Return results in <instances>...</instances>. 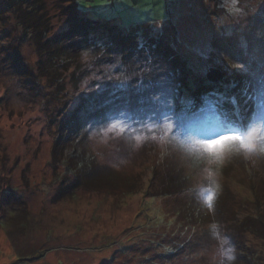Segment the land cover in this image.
<instances>
[{
  "label": "rangeland",
  "instance_id": "obj_1",
  "mask_svg": "<svg viewBox=\"0 0 264 264\" xmlns=\"http://www.w3.org/2000/svg\"><path fill=\"white\" fill-rule=\"evenodd\" d=\"M61 1H48L53 25L60 31L66 15L54 5H61ZM85 1L90 6L108 5L107 14L120 17L126 29L146 20L160 23L166 17V0H79L81 8L86 6ZM182 4L185 6L186 0ZM263 4L264 0H188L185 11L179 15L177 9L161 28L144 30L139 46L160 42L165 56L167 51L179 53L189 65L195 64L194 71L201 66L205 78L211 68H217L222 78L226 69L222 51L228 49L214 39L235 35L247 12L254 16ZM5 5L0 2L2 13L7 10ZM218 8L228 21L224 16L212 18ZM227 8L231 15H227ZM18 30L13 15L0 17V264H222L232 255V264H264V221H255L251 226L254 231L244 232L247 220L251 218L249 224L254 223L256 212L248 176H255L260 165L264 166L263 156L244 159L239 155V162L233 158L230 175L221 168L231 155L228 152L219 158L198 155L204 166H194L188 153L167 143V136L133 129L130 107L129 115L120 117L122 122L112 119L114 105L105 106L103 102H130L120 89L130 91V95L157 89L144 78L137 81L136 88H129L132 79L125 83L122 73L135 74L130 59L123 58L126 49L103 42V46L93 49L95 54H82L78 81L73 78V66L61 70L58 79L53 80L47 71L52 72L54 65L45 59L46 68H40L35 45L22 40ZM230 45L232 50L237 48L236 44ZM12 53L18 57L16 64L10 62ZM146 58L149 61L144 67L149 72L152 60ZM175 60L163 62L168 85V73L175 68ZM230 63L258 78L259 68L241 64L235 58ZM154 77V82L160 83L158 76ZM108 83L116 91L102 93ZM82 98L86 106L81 114L91 115V126L83 129L87 135L82 133L85 140L79 150L95 154L97 165L93 170L98 178H88V164L75 171V161L69 166L63 162L70 159V147H53L52 139L60 125L57 120H68ZM89 100L95 105L88 107ZM237 118L225 116L221 131H234L244 137L246 129L255 128V140L264 133L261 122L244 127L245 120L238 123ZM168 126L171 128L170 122L163 130ZM192 129L191 133L197 130ZM185 176L187 182L181 189L179 183ZM212 186L227 207L225 220L210 233L209 223L201 229L195 219L187 218L182 201L188 192L199 199L203 189ZM207 212L212 215L213 208H207Z\"/></svg>",
  "mask_w": 264,
  "mask_h": 264
},
{
  "label": "trees",
  "instance_id": "obj_2",
  "mask_svg": "<svg viewBox=\"0 0 264 264\" xmlns=\"http://www.w3.org/2000/svg\"><path fill=\"white\" fill-rule=\"evenodd\" d=\"M2 1L6 4L5 6H7V8H5L7 10L2 13L0 8V17L4 18L5 16L9 17L10 15H13L14 23L18 27V31L21 32L19 33L20 38L22 40H30L36 47L40 58L38 66L40 68L43 66L42 69H45V59H47V62L54 65L52 72L51 69L49 72L46 70L50 78L53 80L58 79L61 70L67 71L73 66V78L75 81H78L79 73L77 70H79L80 67V60L85 56L83 53L92 52L95 54L96 52H93V49L103 46L104 43L109 44L108 46L115 44L117 48L126 49L127 56L123 58L130 59L129 61H131V65L135 66V74H133L132 71L127 72L126 74L122 73V77L125 78V83L127 82L126 79H132L129 88H136L138 86L137 81H142L144 78V80L152 81L154 85L157 86L156 91L163 90L170 94L174 104V112L176 114L180 113L185 108L186 104H189L191 112L199 113L201 119H212L214 122L219 123L220 127L222 126L221 122L224 120L225 116L230 119L235 118L236 116L238 117V120L240 119V121H237L238 123L245 120V123L243 124L244 127H250L255 121L253 126L261 122L264 129V112H261L257 107L258 102L264 98V4L262 7L256 9L254 16L250 14V12H247V15L244 16L243 22L241 21L243 25L240 26V30L236 32L235 35L229 38L216 37L214 39L220 44V46L228 50L222 51V55L226 58L224 66L226 69H224L223 77L212 81L205 78L206 73L201 66L198 70L194 71L195 64L189 65L187 63L188 60L184 57L182 58L179 53L167 51V55L165 56L164 48L159 45L160 42L156 45L153 43L150 46L146 45L145 48L144 45L141 46V43L139 46V42L144 40V30L149 31L151 29L155 30V28H161L165 21H167L171 14L175 13L177 9H179V15L182 13L181 11H185V7L187 8L189 5H187L188 0H186L185 6L182 4L183 0H166V17L162 22L159 23L154 20H146L139 23H133V27L127 29L123 27L122 23H120V17H112L107 14L106 9L108 5L97 4L95 6H90L88 4L89 2L85 1V5L89 7L85 6L81 8L79 0H62L63 3L61 1V5H56V3L54 5L56 8H60L63 15H66V17L64 16L66 18V23L65 26H62L61 31L60 29L56 30L53 25V14L51 15L48 11L50 7L48 4L49 0H0L1 3ZM65 3L67 6L64 5ZM171 4L173 6H171ZM219 10L220 8H218V12L212 14V18L220 19L224 16V19L228 21V17L224 12ZM226 10L228 11L227 15L232 14L230 9L228 10L227 8ZM235 19L238 22L240 20L237 17ZM213 34H215V32ZM220 39L223 40L219 41ZM126 41H132V43L127 45L125 44ZM135 42L137 46H134ZM231 43H233V45L236 44L235 47L237 48L232 50ZM115 52H117V50ZM82 54L84 56H82ZM149 54H152L153 57L149 58ZM9 57L11 64L18 63V57L16 54L12 53ZM146 57L152 60V67L149 72H146L148 69L144 67L149 61ZM138 58H140L142 62L139 61ZM168 58L169 60L176 58L175 63H173L175 64V68L168 73V75L171 76V82L169 85L164 79L165 71H162V69H165L163 62H165L164 60H168ZM200 58L202 57L200 56ZM233 58L239 60L241 64L249 63L252 65V68H259L260 72L258 78H255L254 76L251 77V73L249 74L247 69L244 70L239 67L233 68L232 66L236 64L230 63ZM139 62H141L140 65ZM221 63L223 64L224 62ZM84 72L85 74L88 73L87 68ZM154 76H158L159 79L157 80L161 84H156L154 82L156 79ZM197 77L202 78L197 79ZM254 80H257L258 82H254ZM120 83L122 84L124 82L120 81ZM92 84L94 83L92 82ZM122 85L126 87V85ZM123 90L125 91V96L128 95V101H130L129 107L131 108V116L134 118L131 120L130 125H132L133 129L146 130L147 134L150 132L155 134V131H157L159 136H163V138H166L167 136V143L170 142L175 144V147H178L179 152L182 151L184 154L188 153V156H190V162L194 166H204L203 162L198 160V154L194 155L192 150L182 146L181 141L186 142L188 139L186 135L174 128L171 122V128L168 126V128L166 127V129L163 130L162 127L166 125V123L169 125V121H161L159 116L152 117L148 111L139 110V106L136 102L139 100L141 93L130 95V91L120 89L122 92ZM145 90L147 89L145 88ZM112 91L115 92L116 89L114 85L108 83L103 87L102 93H110ZM143 92H145L144 94H148V91ZM213 101L216 102L215 109L211 107L210 102ZM85 106V99L82 98L80 104L74 109V112L68 120L59 117L57 121H60V125L55 131L52 140L54 148L57 146L61 147V145L62 147H70V159L68 158L63 162L67 163L69 166L72 161H75L76 165H73L76 166L74 167L75 171L83 170L82 165L88 164L89 171L87 174H89L88 178H90L97 174L95 173L97 171L93 170V167H96L97 165L94 159L95 154H88L79 150L85 140L84 134H86V132H84L83 129L86 125H89L91 119V115L83 116L81 114L82 110L85 111L82 109V107L84 108ZM202 109L203 111H201ZM89 114H91V112ZM149 129H152V131H149ZM218 131L222 132L220 128ZM229 132L234 131L229 130ZM191 134L196 138H207L198 130ZM257 140H264L263 132L258 135ZM228 153L231 155H229L226 162L221 165V168L223 172H228L230 175V173H232L233 158H237L239 162L240 154L235 149ZM259 156H263L262 159L264 160V154ZM257 170L260 171L257 172L255 176L252 174L251 176H248V190L251 191L252 199L255 202L254 208L256 212L253 217L254 223L249 224L251 218L247 220V225L244 226V232H253L254 226H251L255 224V221H264V166L260 165ZM186 179V176L183 177L181 181L182 183H179L181 189L183 187L182 185L187 182ZM222 180L223 177L221 181ZM205 182H207V180L203 181V187H205ZM228 183H230L229 176L225 179V184L228 185ZM214 191L215 189L213 186L208 188V190L204 188L202 191L203 195L201 197L199 196V199L195 194L187 191L188 193L183 195L182 201L186 204V210L184 212L187 218L195 219L197 221V227H200L201 229H205L204 227L209 223V229H207L210 233L215 231L216 225H219V223H221L220 221H223L225 220L224 218H226L225 212L227 204L225 205L221 202L218 198V194ZM207 194L208 196H212L210 202L211 206H209L208 200L203 199ZM217 200L220 201L219 205H217ZM207 208H213L212 215L208 214ZM238 230H240L239 227Z\"/></svg>",
  "mask_w": 264,
  "mask_h": 264
},
{
  "label": "snow or ice",
  "instance_id": "obj_3",
  "mask_svg": "<svg viewBox=\"0 0 264 264\" xmlns=\"http://www.w3.org/2000/svg\"><path fill=\"white\" fill-rule=\"evenodd\" d=\"M103 103L105 106L108 104L114 105V111L110 113V115L112 119L116 120L117 122H122L120 121V117H126L129 115L127 109L130 106V102H124L120 105H115L114 100H105ZM136 103L139 106V110H147L152 117L159 116L161 121L171 122L174 128L186 135L188 137L187 141H181V144L190 150L193 149L194 145L201 143L199 139L191 134L190 130L192 128H196L207 138L215 137L216 139L212 141V143L219 144L221 147L230 143H239V145L243 147L246 143V138L237 133L219 132V123L214 122L210 118L201 119L199 113L190 111L189 104H186L185 108L180 113L176 114L174 112V104L170 94L163 90L152 91L148 95L140 94V98ZM210 103L211 107L215 109L216 102L213 101ZM94 105V100L88 101V107H92ZM257 107L261 112H264V98L258 102ZM201 111H203V109ZM149 131H152V129H149ZM255 132L256 129L253 128L249 134V138H253ZM209 155L210 157L219 158L222 156V152H210ZM207 200L209 202V206H211L210 202L212 200V196L209 195Z\"/></svg>",
  "mask_w": 264,
  "mask_h": 264
},
{
  "label": "clouds",
  "instance_id": "obj_4",
  "mask_svg": "<svg viewBox=\"0 0 264 264\" xmlns=\"http://www.w3.org/2000/svg\"><path fill=\"white\" fill-rule=\"evenodd\" d=\"M251 131L245 130L244 137L246 138V143L243 147L239 145V143H230L225 144L221 147L219 144H213L215 137L210 138H197L201 141L200 144L194 145L192 152L194 155L198 154L201 158L210 157V152H229L233 149L237 150L238 153L244 159H251L253 155H261L264 154V140H255L253 138H249V134ZM226 135V134H222ZM235 259V256L225 257L222 264H232V261Z\"/></svg>",
  "mask_w": 264,
  "mask_h": 264
},
{
  "label": "water",
  "instance_id": "obj_5",
  "mask_svg": "<svg viewBox=\"0 0 264 264\" xmlns=\"http://www.w3.org/2000/svg\"><path fill=\"white\" fill-rule=\"evenodd\" d=\"M221 77V72L217 68H211L207 74L208 80L215 81Z\"/></svg>",
  "mask_w": 264,
  "mask_h": 264
}]
</instances>
